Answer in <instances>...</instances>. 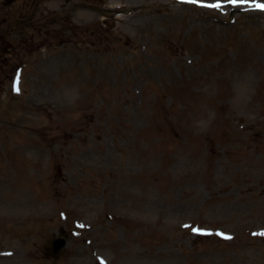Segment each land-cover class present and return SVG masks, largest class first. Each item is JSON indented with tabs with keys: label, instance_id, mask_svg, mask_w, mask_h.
Returning <instances> with one entry per match:
<instances>
[{
	"label": "rangeland",
	"instance_id": "rangeland-1",
	"mask_svg": "<svg viewBox=\"0 0 264 264\" xmlns=\"http://www.w3.org/2000/svg\"><path fill=\"white\" fill-rule=\"evenodd\" d=\"M196 1L0 0V264H264V9Z\"/></svg>",
	"mask_w": 264,
	"mask_h": 264
},
{
	"label": "snow or ice",
	"instance_id": "snow-or-ice-1",
	"mask_svg": "<svg viewBox=\"0 0 264 264\" xmlns=\"http://www.w3.org/2000/svg\"><path fill=\"white\" fill-rule=\"evenodd\" d=\"M197 2H202V0H197ZM229 2L237 3V2H239V0H229ZM249 2L253 3V6H255V7H259L261 9H264V2H258V0H249ZM209 6L216 7V8L221 7V0H216L215 3L210 4ZM196 230L202 231L201 229H196ZM221 235H224V234L221 233Z\"/></svg>",
	"mask_w": 264,
	"mask_h": 264
},
{
	"label": "water",
	"instance_id": "water-1",
	"mask_svg": "<svg viewBox=\"0 0 264 264\" xmlns=\"http://www.w3.org/2000/svg\"><path fill=\"white\" fill-rule=\"evenodd\" d=\"M65 243L63 239H55L52 242V248H51V253L53 256H56L62 247V245Z\"/></svg>",
	"mask_w": 264,
	"mask_h": 264
}]
</instances>
